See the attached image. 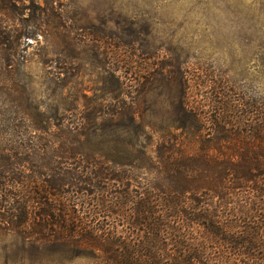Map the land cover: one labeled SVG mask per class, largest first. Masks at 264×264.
<instances>
[{
	"label": "trees",
	"instance_id": "16d2710c",
	"mask_svg": "<svg viewBox=\"0 0 264 264\" xmlns=\"http://www.w3.org/2000/svg\"><path fill=\"white\" fill-rule=\"evenodd\" d=\"M110 71L106 97L129 98ZM153 81L154 124L131 99L32 107L26 139L0 145V230L108 264H264V103L172 64Z\"/></svg>",
	"mask_w": 264,
	"mask_h": 264
},
{
	"label": "rangeland",
	"instance_id": "374dc122",
	"mask_svg": "<svg viewBox=\"0 0 264 264\" xmlns=\"http://www.w3.org/2000/svg\"><path fill=\"white\" fill-rule=\"evenodd\" d=\"M166 64L226 79L264 103V0H0V145L26 139L27 120H40L32 107L79 117L133 100L158 123L166 88L144 83ZM110 69L129 98L106 97L116 85ZM0 264L108 263L0 230Z\"/></svg>",
	"mask_w": 264,
	"mask_h": 264
}]
</instances>
